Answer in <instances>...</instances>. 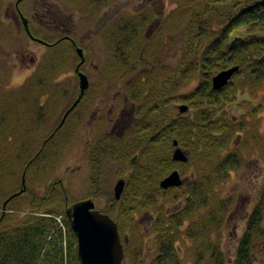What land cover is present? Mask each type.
<instances>
[{
	"label": "trees",
	"instance_id": "16d2710c",
	"mask_svg": "<svg viewBox=\"0 0 264 264\" xmlns=\"http://www.w3.org/2000/svg\"><path fill=\"white\" fill-rule=\"evenodd\" d=\"M69 1L85 11L83 18L88 19L113 0ZM176 2L165 16L154 18L146 8L120 17L103 30L109 59L101 71L123 82L136 122L122 136L87 142L90 174L85 198L105 200L100 211L117 223L126 264H145L144 229L135 215L147 212L155 216L150 232L157 247L148 264H183L179 252L187 239L192 241L187 254L191 264H227L218 233L212 237L232 205L230 195L221 196L219 187L243 167L246 152H258L264 161V134L258 129L264 105L251 103L261 93L264 101V0ZM153 20H158L156 34L148 36ZM241 26L246 33L235 36ZM30 32L40 34L31 28ZM57 38L39 37L45 42ZM56 44L25 84L3 97L9 106L0 112V134L8 136L11 144L0 143V158L10 154L11 160L7 182L0 186V264H79L76 237L64 212L76 201L70 198L68 186L52 182L38 195L28 180L31 174L43 182L53 173L71 136V131L60 136L69 117L60 128L57 125L75 99L77 84L68 99L69 87L56 78L65 65L74 67L78 56L67 40ZM232 66L237 70L227 84L213 89L212 76ZM190 83L192 90L180 92ZM39 89L49 97L43 110L36 108ZM242 94L250 99L242 101L246 105L241 117L232 118L225 108ZM175 101L186 103L190 111L179 114ZM7 111L14 114L9 124ZM56 112L57 120L49 128ZM173 135L189 152L186 162L171 157ZM107 165L113 166L118 177H125L119 200L106 187ZM174 170L183 183L163 189L160 181ZM22 196L28 197L32 210L17 221ZM173 197L183 204L170 212L166 203ZM56 213L61 215L59 220ZM263 240L264 183L230 264H256L255 251Z\"/></svg>",
	"mask_w": 264,
	"mask_h": 264
},
{
	"label": "rangeland",
	"instance_id": "374dc122",
	"mask_svg": "<svg viewBox=\"0 0 264 264\" xmlns=\"http://www.w3.org/2000/svg\"><path fill=\"white\" fill-rule=\"evenodd\" d=\"M16 1L0 0V112L4 111L5 106H9V104L3 102L4 95L25 84L32 73L37 70L39 64L48 57L51 50L55 49L45 47L28 38L24 31L21 17L15 8ZM176 6V0H113L103 6L98 13L96 12V14L85 19L83 18L85 11L69 0H21L18 3L21 14L27 20L29 30L31 28L32 31L40 33L38 34L39 37L44 36L49 40H54L63 33H69L75 38L78 47L87 48V55L89 54L93 57L90 59L92 64L87 65V70L91 75L89 78L91 92H88L87 99L81 102V105L87 104L88 98L93 99L90 108L98 110L97 113L99 116L89 123L87 121L90 119L88 112L84 115L82 123L77 128L75 127V130L72 123H68L65 130L61 131L60 136L68 131H71V136L53 173L43 182L35 180L34 175H28L29 185L38 195L43 194L47 185L61 180L66 187L68 186L67 189L70 198L74 200L85 199L89 192L90 174L85 153L87 141L89 139H100L101 135H106L109 132L108 130H110L111 125L113 127V125L117 124V127H119L126 120H132L133 116L135 118L134 107L122 90L121 86L123 82L112 78L107 71H102L99 75L100 69L104 66L103 61L105 58V49L102 44V39H104L103 30L120 17H127L131 14L135 15L146 8L152 11L154 18H157L155 15L162 14L165 16L171 9L176 8ZM157 24L158 20L151 22L148 27V36L156 34ZM172 31H169V33L173 34ZM245 33L246 29L242 26L234 31L235 36ZM64 47L65 43L60 46V48ZM173 61L174 58L170 63L173 64ZM22 74H26L24 83L19 87L11 86L12 79ZM75 78L73 67L65 65L56 78V82L65 83L66 87H69L68 94L75 90V83L78 88L77 79ZM193 88L194 84L190 83L180 92H187ZM7 96L9 95L7 94ZM261 96L262 93L256 100H251V103L257 104L259 102L264 105ZM67 98H71H69V94ZM8 99L10 101V97L6 101ZM249 99L247 94L239 95L236 103H232L225 108L229 116L236 119L240 118L245 111L244 106L246 105L242 101ZM180 104L186 105V103H178L175 101L176 112H178L177 106ZM189 111L190 109L188 108L185 112ZM6 115L9 120L7 123L9 124L12 121L11 116L14 114L7 111ZM58 115L59 112L52 115V119L47 124L49 128L54 125ZM100 116L102 117L101 125H98ZM108 119L111 121L109 124L107 123ZM259 121L258 129L264 134V109L259 114ZM130 127L131 124L129 122L127 130ZM49 128H46L44 132L48 131ZM7 137H3L0 134V143L11 144L6 140ZM3 138L5 141H3ZM245 156L246 160L243 167L236 172H232L230 179L219 187L221 196L225 197L230 195L232 205L226 213L219 231L214 233L212 237H215V234L218 233L220 247L227 264H230L234 258L238 239L244 232L247 218L256 201L259 189L264 183V161L261 155L258 152L254 153L253 151H249L248 153L246 152ZM10 160V154H7L3 159L0 158V186L7 182L6 169L10 167ZM119 178L122 177L116 175L113 166L107 165L104 169V179L108 190L113 192V186ZM123 178L125 177L123 176ZM58 186L63 188V185ZM18 201L23 204V208L18 210L20 214L17 221L26 212L32 210L27 205V196L20 197ZM94 203L95 207L100 209L105 205V200L99 199L98 201H94ZM182 204L183 201L178 197H173L167 200L166 206L168 211L171 212L181 208ZM56 215V220H58L61 215L60 213H56ZM135 217L141 222L144 229L146 240L143 257L145 260L144 263L148 264L155 256L157 250L154 237L150 232V227L155 216L151 212H147L145 214H137ZM191 243L192 241L190 239L185 240L184 249H181L179 252V255L184 257L183 264H191V260L187 257L189 253L188 247ZM255 259L256 264H264V240L257 245Z\"/></svg>",
	"mask_w": 264,
	"mask_h": 264
},
{
	"label": "water",
	"instance_id": "95a60500",
	"mask_svg": "<svg viewBox=\"0 0 264 264\" xmlns=\"http://www.w3.org/2000/svg\"><path fill=\"white\" fill-rule=\"evenodd\" d=\"M21 0H17V6ZM24 29L29 34L27 20L20 14ZM76 54L79 62L76 65L78 75L79 93L72 105L65 112L58 126H61L66 115L78 103L84 91L88 88L89 83L87 76L79 71V66L84 61L83 50L76 47ZM237 70V66L221 70L214 74L211 78V86L213 89H220L230 80L233 73ZM178 112L184 113L188 110V106L180 104L177 106ZM172 153L171 157L174 161L186 162L189 152L179 146L175 135L172 136ZM135 160L133 157L132 161ZM24 182V179H22ZM183 183L177 170L172 171L160 181L163 189L169 187H179ZM125 180L119 178L113 186V195L119 200L123 192ZM23 187L18 193H21ZM5 211V203L3 205ZM65 215L69 222L70 228L76 237V252L79 264H126L124 263L123 244L119 235L117 223L110 215L101 212L95 207L92 198H85L71 203L65 208Z\"/></svg>",
	"mask_w": 264,
	"mask_h": 264
},
{
	"label": "flooded vegetation",
	"instance_id": "af4514ba",
	"mask_svg": "<svg viewBox=\"0 0 264 264\" xmlns=\"http://www.w3.org/2000/svg\"><path fill=\"white\" fill-rule=\"evenodd\" d=\"M15 8H16V11L18 12V14L20 15L21 14V11H20V9L18 8V6L16 7L15 6ZM24 31H25V33H26V35L28 36V38L31 40V41H33V42H36V43H39V44H42L43 46H45V47H48V48H50V47H53L54 45H57L56 44V42H58L59 40H61V39H64V40H67L69 43H71L72 45H73V48H74V51H75V53H76V47H78V45H77V43H76V40H75V38L73 37V36H71L69 33H63L60 37H58L54 42H45V41H43V40H41V39H39V38H37V37H35V36H32V34H31V32L28 34L27 32H26V30L24 29ZM30 31V30H29ZM102 44H103V47L105 46V44H106V42H105V40L104 39H102ZM85 46V45H84ZM105 49V48H104ZM82 50H83V53H84V61L82 62V64L79 66V71L80 72H82V73H84L86 76H87V79H88V82H89V87H88V89L87 90H85L84 91V93H83V95H82V97L80 98V100H79V102L74 106V108L72 109V110H70L69 112H68V114L66 115V117H65V119L67 118V117H69V122L68 123H72V125H73V128H74V130H75V127L77 128V126L78 125H80L81 123H82V121H83V118H84V115L86 114V113H88L89 112V120H87L89 123L93 120V119H95V118H97L99 115H98V113H97V111L98 110H93V109H91L90 108V106H91V101H93V99H91V98H88L89 100H88V102H87V104H85V105H81V102H83V101H85L86 99H87V95H88V92L91 90V88H90V86H91V82L89 81V78H90V72H88V70H87V65H89V64H92V62L90 61V59H92L93 57H91L89 54L87 55V52H88V50H87V48H85V47H82ZM108 57H107V55H106V51H105V58H104V64L105 65H107V62H108ZM78 61H79V58H78ZM78 61L75 63V65H74V67H73V72H74V74H75V77H76V79H77V83H78V75H77V72H76V70H75V68H76V65H77V63H78ZM102 68L100 69V72H99V75L102 73ZM39 92V93H38ZM87 92V93H86ZM91 92V91H90ZM78 93H79V88H77V93H76V95H75V99L77 98V96H78ZM69 94V98L71 97V96H73L75 93H74V90L71 92V93H68ZM68 94H65L67 97H68ZM90 96H91V94H90ZM48 99H49V97H48V94H47V92L44 90V89H39V90H37V94H36V103H38L39 105H36V108H38V107H41L42 108V110H43V107H44V105H46L47 103H48ZM74 99V100H75ZM73 100V101H74ZM31 101H32V99H31ZM72 101V102H73ZM72 104V103H71ZM71 104L67 107V109L64 111V113H63V115L61 116V118H60V121H61V119H62V117L64 116V114H65V112L68 110V108L71 106ZM80 105H81V107H80ZM133 105V104H132ZM29 107H31V105H28ZM79 107H80V109H79ZM40 108V109H41ZM78 108V109H77ZM78 110V111H77ZM101 116L99 117V120H100V122H99V124L98 125H101ZM110 119H108L107 121V123L109 124V123H111V121H109ZM60 121H59V123H60ZM65 121V120H64ZM130 122V124H131V126H132V124L133 123H135L136 122V118H134V116H133V119L132 120H126V122H124L123 124H121V126L119 125V127H117V124L116 125H113V127H112V125H111V127H112V130H111V127H110V130H108L109 132L108 133H106V135H101L100 136V139H103V138H105V137H109V136H122V135H124L125 134V132H126V130H127V126H128V123ZM58 123V124H59ZM64 123V122H63ZM62 126V125H61ZM61 126H58L57 125V128H60ZM73 130V131H74ZM72 131V132H73ZM92 140H97V139H92ZM89 142L91 141V139H89L88 140ZM87 141V142H88ZM87 144V143H86ZM55 182H57L58 183V185H63V182L61 181V180H57V181H55Z\"/></svg>",
	"mask_w": 264,
	"mask_h": 264
},
{
	"label": "clouds",
	"instance_id": "9594fccd",
	"mask_svg": "<svg viewBox=\"0 0 264 264\" xmlns=\"http://www.w3.org/2000/svg\"><path fill=\"white\" fill-rule=\"evenodd\" d=\"M26 78V74L15 76L11 81V86L13 87H19L24 83V80Z\"/></svg>",
	"mask_w": 264,
	"mask_h": 264
}]
</instances>
